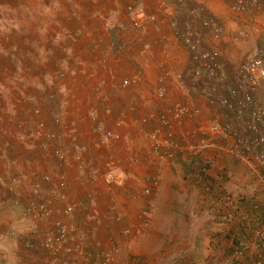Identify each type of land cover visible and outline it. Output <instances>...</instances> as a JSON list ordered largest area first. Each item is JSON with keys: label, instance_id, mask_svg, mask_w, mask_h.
Here are the masks:
<instances>
[{"label": "crops", "instance_id": "obj_1", "mask_svg": "<svg viewBox=\"0 0 264 264\" xmlns=\"http://www.w3.org/2000/svg\"><path fill=\"white\" fill-rule=\"evenodd\" d=\"M237 1L244 8L235 11ZM21 23L22 43L1 35ZM263 31L264 0H0V264H37L40 234L57 219L78 235L68 242L73 264L106 257L109 264H232L221 231L231 242L249 233L217 222V187L247 201L263 194L249 163L228 149L247 133L248 114L222 100L232 103L229 90L247 58L264 59ZM255 100L264 105L260 91ZM176 107L184 111L176 115ZM219 125L230 126L229 135L211 134ZM50 130L65 154L61 164L42 145ZM202 142L208 146L196 152ZM205 162L206 182L197 176ZM108 170L112 184L102 180ZM11 178L17 186L9 194ZM38 182L50 200L45 219L23 212ZM68 204L73 212L65 215Z\"/></svg>", "mask_w": 264, "mask_h": 264}, {"label": "built area", "instance_id": "obj_2", "mask_svg": "<svg viewBox=\"0 0 264 264\" xmlns=\"http://www.w3.org/2000/svg\"><path fill=\"white\" fill-rule=\"evenodd\" d=\"M233 10L238 11L244 8V3L242 1H237L232 5ZM126 10L129 13H134V5H126ZM185 43L191 50H196L197 43L194 39L185 37ZM260 49L264 50V31L260 36ZM200 58L205 62L207 67L212 66L208 63L211 59V54L208 52H201ZM237 81L233 88L229 90L230 98L232 103L228 99H223L222 103L225 106L232 107L233 104L238 108L241 113H247L249 120L245 125L246 134L238 137L235 143L229 146V151L236 154L238 157L244 159V161L249 163V166L256 176L259 186L262 190V200L264 203V105L259 104L255 100V94L260 91L264 96V59L258 55L251 56L243 62L238 68ZM194 76L200 75V70H195L193 72ZM123 85H128L130 81L128 79L123 80ZM159 96L164 95V90L158 91ZM184 111L181 107H176L175 113L179 115ZM35 113H39L38 109L34 110ZM60 120L59 114L55 113L52 115V121L57 124ZM162 124H167L165 119L161 120ZM44 126V123L40 125ZM98 132L104 134L105 137L111 135L114 138H118L117 134H113L108 131H103L100 127ZM211 134H225L229 135L230 126L219 125L217 127L211 128ZM45 138L42 140V145L45 148H50L52 154L58 164H61L65 159V154L61 149L59 144V136L54 131H46L44 134ZM207 142H202L200 146L196 147L194 150L200 151L207 147ZM159 145L155 146L157 150ZM171 153H167L166 156L171 157ZM207 162L202 163L199 168V172L202 175L209 174V168ZM53 176L49 173L42 175V180L44 182H51ZM64 176L61 175L57 182L56 188L53 189L55 193L61 191L64 187L63 182ZM102 180L106 184H112L116 180V174L113 170H108L102 174ZM6 183V182H5ZM17 179L11 178L9 182L6 183L8 191L11 193H16ZM31 196L33 200L27 206H24L23 212L34 217L35 219H45L49 213V203L50 200L46 198H41V185L40 183H34L31 187ZM61 193V192H60ZM62 197V193L60 194ZM226 204L234 205L237 203V196H232L225 193L222 197ZM240 199V198H239ZM254 208H257V204L251 202ZM65 215H70L73 212V206L68 204L63 208L62 211ZM232 217L231 213L224 215L220 220H230ZM240 219L246 223L247 227L251 230L252 236L259 242V248L264 251V221H260L259 216L251 215L246 211L240 213ZM78 236L75 233L74 228L63 220L57 219L52 225L44 229L40 234L39 246L44 251V256L38 260L37 264H73L69 258L70 249L68 242L71 238ZM252 248H256L255 242H249ZM110 258L106 257L104 264H109ZM250 264H264L262 260H256Z\"/></svg>", "mask_w": 264, "mask_h": 264}, {"label": "trees", "instance_id": "obj_3", "mask_svg": "<svg viewBox=\"0 0 264 264\" xmlns=\"http://www.w3.org/2000/svg\"><path fill=\"white\" fill-rule=\"evenodd\" d=\"M202 164H198L197 165V176L202 180V181H208L209 179V174L202 175L199 172V168H201ZM209 168V164H207V166ZM221 182V181H220ZM219 184V183H218ZM218 190L216 192V194L214 195V203L216 208H218V212L217 215H219V217H223L224 215L231 213L232 217L230 220H221L222 222H224V224L227 225H237L241 232H248L249 234L247 235V239L244 241H240L236 238H233L232 240V251L230 252L232 258L231 260L233 261L232 264H238V259L239 256L243 255L245 259H248L249 256V249L247 248V244L249 242H255L256 243V247L258 248L255 252V254H257V257H255L254 260H259L258 255L260 253L264 254V251L262 249L259 248V242L252 236V232L251 230L247 227L246 223H244L241 219H240V213H242V211H246L249 214L253 215H258L260 221H264V203L263 200H245L244 196L238 194L237 196V203H235L234 205H229L226 204L225 201H223L222 197L223 195L226 193L224 189H222L221 184L218 185ZM240 198V199H239ZM251 202H254L255 204H257V208L252 207ZM244 208L248 209V210H244ZM227 233V232H226ZM245 234V233H244ZM246 243V244H245ZM247 260H245L243 262V264H246Z\"/></svg>", "mask_w": 264, "mask_h": 264}, {"label": "rangeland", "instance_id": "obj_4", "mask_svg": "<svg viewBox=\"0 0 264 264\" xmlns=\"http://www.w3.org/2000/svg\"><path fill=\"white\" fill-rule=\"evenodd\" d=\"M11 2H15V1H19V2H23V0H10ZM135 9V8H134ZM127 11V10H126ZM135 11V10H134ZM127 13L129 14V12L127 11ZM22 28H23V23H21L20 25H19V27H18V30H13V31H8V32H2L1 33V35H5V34H8V33H10L9 35L10 36H13L14 38H15V40L16 41H18V42H23V34H24V31L22 30ZM39 35V33L37 32V35H36V37ZM58 76L60 77V76H62V74H58ZM3 182L5 183V181L3 180ZM6 189V192L7 193H9V194H11V192L10 191H8V189H7V187L5 188ZM225 192L227 193V194H230V195H232V196H238V193H235V192H233V191H229V190H225ZM258 192V191H257ZM241 195V194H240ZM22 207V206H21ZM213 220V219H212ZM214 221H216V218H215V220ZM217 222H219V223H221L222 224V226L223 227H225L226 225L224 224V222H222L220 219H217ZM224 230L225 229H223L222 231H221V234H223L222 236H223V239H224V244H223V247L225 246V247H231L232 246V242L229 240V239H225V236H226V233H224ZM226 231V230H225ZM230 242V244H228ZM246 244V243H245ZM247 248L248 249H250L251 248V245L248 243L247 244ZM257 248V247H256ZM258 249V248H257ZM256 249V250H257ZM261 255H262V253H260ZM260 260H262V257L261 258H259ZM230 261V260H229ZM238 261H239V263L240 264H243V262H244V256L243 255H241V256H239V259H238Z\"/></svg>", "mask_w": 264, "mask_h": 264}]
</instances>
